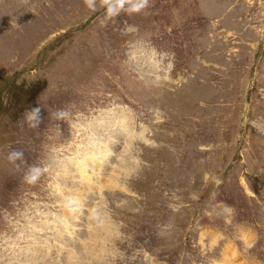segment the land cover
<instances>
[{
  "label": "rangeland",
  "instance_id": "1",
  "mask_svg": "<svg viewBox=\"0 0 264 264\" xmlns=\"http://www.w3.org/2000/svg\"><path fill=\"white\" fill-rule=\"evenodd\" d=\"M102 9L0 0V264H264V0Z\"/></svg>",
  "mask_w": 264,
  "mask_h": 264
},
{
  "label": "clouds",
  "instance_id": "2",
  "mask_svg": "<svg viewBox=\"0 0 264 264\" xmlns=\"http://www.w3.org/2000/svg\"><path fill=\"white\" fill-rule=\"evenodd\" d=\"M99 2L109 18L118 15L121 10L125 9L126 4H128L127 11L129 14L139 13L148 6V0H99ZM84 4L86 7L95 10L96 0H84ZM67 115V112L59 110L52 114V119L64 120ZM23 119L29 127H39L42 123V109L40 107H34L30 111H26ZM24 155L23 150L13 149L7 154L6 159L19 169L21 167V163H26ZM18 161L20 163H17ZM45 171L46 168L41 167L40 165H30L24 172L23 181L30 185L35 184Z\"/></svg>",
  "mask_w": 264,
  "mask_h": 264
},
{
  "label": "bare ground",
  "instance_id": "3",
  "mask_svg": "<svg viewBox=\"0 0 264 264\" xmlns=\"http://www.w3.org/2000/svg\"><path fill=\"white\" fill-rule=\"evenodd\" d=\"M117 120H118V119H117ZM114 121H115V120H114ZM122 132H123V131H122ZM113 139H114V138H113ZM102 149H103V148H102ZM101 152H102V151H101ZM94 154H95V153H93L92 155H94ZM97 154H98V153H97ZM97 154L94 155V156H99V155H97ZM101 154H102V153H101ZM108 154H109V153H108ZM106 155H107V154H105V156H106ZM101 156L103 157L104 155H101ZM105 156H104V157H105ZM102 157H101V158H102ZM81 158H82V157H81ZM88 158H89V157H88ZM82 159H83V158H82ZM95 160H96V159H95ZM87 162H88V161H87ZM77 165H78V164H77ZM85 165H86V164H85ZM83 176H84V175H83ZM92 183H93V182H92ZM40 227H41V226H40ZM41 228H42L43 230H46V226H45L44 228H43V227H41ZM35 229H36V228H35ZM33 230H34V229H33ZM39 230H40V229H39Z\"/></svg>",
  "mask_w": 264,
  "mask_h": 264
}]
</instances>
